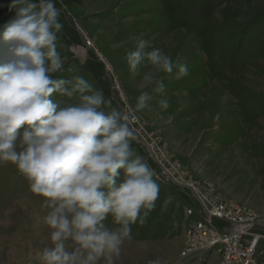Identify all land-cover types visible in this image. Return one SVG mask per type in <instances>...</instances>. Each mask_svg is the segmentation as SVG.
I'll use <instances>...</instances> for the list:
<instances>
[{"label":"rangeland","instance_id":"1","mask_svg":"<svg viewBox=\"0 0 264 264\" xmlns=\"http://www.w3.org/2000/svg\"><path fill=\"white\" fill-rule=\"evenodd\" d=\"M54 2L64 67L53 78L82 76L121 110L145 91L150 97L133 125L131 147L156 173L158 197L147 217L142 210L144 222L131 225L113 264H218L220 246L181 259L190 224L204 214L191 185L203 198L222 196L264 216V0ZM11 4L0 0V31L16 15ZM140 39L149 42L146 51L159 48L174 64H187L189 75L177 80L178 69L156 72L147 61L130 72L126 55ZM150 71L163 81V93L155 84L142 87ZM43 201L14 164L0 163V264H38L36 253L50 244ZM105 223L117 227L111 217ZM213 225L221 232L229 227ZM263 251L264 239L260 263Z\"/></svg>","mask_w":264,"mask_h":264},{"label":"clouds","instance_id":"2","mask_svg":"<svg viewBox=\"0 0 264 264\" xmlns=\"http://www.w3.org/2000/svg\"><path fill=\"white\" fill-rule=\"evenodd\" d=\"M15 17L0 31V163H12L32 193L44 198L42 222L50 244L38 264H113L131 238V225L155 206L156 173L131 147L133 125L147 106L145 91L134 107H110L102 91L82 76L53 78L64 61L57 51L63 25L54 0H12ZM140 39L126 55L135 73L147 61L156 72L189 75L161 49ZM165 85L153 72L142 87ZM74 100L64 103L53 95ZM167 109L166 98L159 100ZM111 221L117 227H109ZM151 264H159L154 260Z\"/></svg>","mask_w":264,"mask_h":264},{"label":"built area","instance_id":"3","mask_svg":"<svg viewBox=\"0 0 264 264\" xmlns=\"http://www.w3.org/2000/svg\"><path fill=\"white\" fill-rule=\"evenodd\" d=\"M191 188L196 191L204 214L190 224V242L181 259L191 253L220 246L218 264H264L257 260V248L264 239V216L222 196L219 199L203 198L195 186L191 185ZM187 214L192 216L193 211L189 209ZM214 220L228 223L229 227L221 232L213 225ZM245 237L249 238L244 243Z\"/></svg>","mask_w":264,"mask_h":264},{"label":"bare ground","instance_id":"4","mask_svg":"<svg viewBox=\"0 0 264 264\" xmlns=\"http://www.w3.org/2000/svg\"><path fill=\"white\" fill-rule=\"evenodd\" d=\"M181 29V28H180ZM176 38L178 37V38H180L181 37V35H180V33L178 32V35H176L175 36ZM182 43H183V41H182ZM178 48V47H177Z\"/></svg>","mask_w":264,"mask_h":264},{"label":"crops","instance_id":"5","mask_svg":"<svg viewBox=\"0 0 264 264\" xmlns=\"http://www.w3.org/2000/svg\"><path fill=\"white\" fill-rule=\"evenodd\" d=\"M260 244V243H259Z\"/></svg>","mask_w":264,"mask_h":264}]
</instances>
